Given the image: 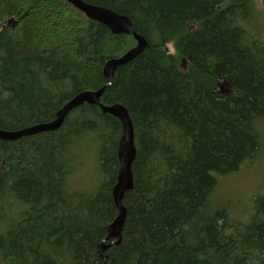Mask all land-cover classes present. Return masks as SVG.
Masks as SVG:
<instances>
[{
  "label": "trees",
  "instance_id": "1",
  "mask_svg": "<svg viewBox=\"0 0 264 264\" xmlns=\"http://www.w3.org/2000/svg\"><path fill=\"white\" fill-rule=\"evenodd\" d=\"M83 1L127 16L147 42L100 97L124 106L134 128L122 240L102 258L118 214L122 124L84 102L57 130L0 138V264H264V195L243 223L229 212L245 194L220 190L264 156V41L250 30L264 19L258 1ZM136 45L66 0H0V129L53 121L105 86L106 62ZM85 140L97 148L91 191L70 184Z\"/></svg>",
  "mask_w": 264,
  "mask_h": 264
},
{
  "label": "water",
  "instance_id": "2",
  "mask_svg": "<svg viewBox=\"0 0 264 264\" xmlns=\"http://www.w3.org/2000/svg\"><path fill=\"white\" fill-rule=\"evenodd\" d=\"M66 1L83 11L88 17L94 18L99 22L108 25L114 33L132 34L137 39V45L128 50L122 56L112 58L106 62L104 73L108 79V83L105 86L97 91H86L76 95L57 112L55 120L18 131H6L0 129V138L4 140H17L22 136L56 130L62 126L64 119L70 110L84 102L98 105L102 109V112L109 113L121 119L123 130L119 143L118 155L122 166L118 174L117 183L113 188L115 203L118 207V215L109 225L104 241L99 247L102 257L105 258V250L112 244H118L122 240V228L126 219V208L122 203V199L125 192L133 186L132 162L136 155V147L134 144L133 125L127 109L120 104L103 105L100 101V97L105 88L112 84L116 68L135 58L140 52H142L147 42L143 35L136 32L131 20L127 16L116 13L106 7L86 3L83 0ZM11 21L13 22L14 20L11 19ZM108 239H111V242L106 244L105 241Z\"/></svg>",
  "mask_w": 264,
  "mask_h": 264
},
{
  "label": "rangeland",
  "instance_id": "3",
  "mask_svg": "<svg viewBox=\"0 0 264 264\" xmlns=\"http://www.w3.org/2000/svg\"><path fill=\"white\" fill-rule=\"evenodd\" d=\"M259 12L264 15V0H257ZM250 30L256 37L259 35V39L264 41V19H262L261 26H252ZM92 146V147H91ZM78 155H82L84 159L83 165L78 168L73 174V178L70 182L71 187L81 190H93L99 183V170L96 146L88 141H83L76 147ZM75 150L73 152L76 153ZM72 154V153H71ZM84 168V169H83ZM259 186V184H261ZM264 156L258 162L256 166L254 163L247 162L238 172L230 174L225 177L221 183L220 190L236 193L242 192L245 194L243 198L237 197L236 202L233 199L230 200L231 204L234 203L237 209H232L229 213L233 218L241 220L243 223L248 221V217L244 216L252 210V206H249L253 196L261 194L264 195ZM258 189V190H257ZM229 197V196H228ZM248 200V203H245ZM252 205V204H251ZM249 207V208H248ZM241 211V214L239 213ZM239 222V221H238Z\"/></svg>",
  "mask_w": 264,
  "mask_h": 264
},
{
  "label": "bare ground",
  "instance_id": "4",
  "mask_svg": "<svg viewBox=\"0 0 264 264\" xmlns=\"http://www.w3.org/2000/svg\"><path fill=\"white\" fill-rule=\"evenodd\" d=\"M21 138V137H20ZM19 139V138H18ZM101 254V253H100ZM102 256V255H101ZM103 258V257H102ZM106 258V257H105ZM105 258H103V259H105Z\"/></svg>",
  "mask_w": 264,
  "mask_h": 264
}]
</instances>
